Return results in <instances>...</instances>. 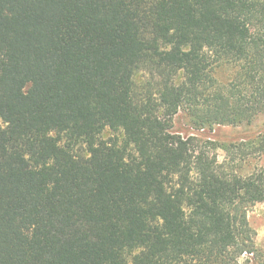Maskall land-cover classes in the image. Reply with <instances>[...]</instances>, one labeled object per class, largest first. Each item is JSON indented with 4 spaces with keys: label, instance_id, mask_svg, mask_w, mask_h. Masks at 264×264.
Wrapping results in <instances>:
<instances>
[{
    "label": "trees",
    "instance_id": "1",
    "mask_svg": "<svg viewBox=\"0 0 264 264\" xmlns=\"http://www.w3.org/2000/svg\"><path fill=\"white\" fill-rule=\"evenodd\" d=\"M180 111L264 114V0H0V264H264V131Z\"/></svg>",
    "mask_w": 264,
    "mask_h": 264
},
{
    "label": "rangeland",
    "instance_id": "2",
    "mask_svg": "<svg viewBox=\"0 0 264 264\" xmlns=\"http://www.w3.org/2000/svg\"><path fill=\"white\" fill-rule=\"evenodd\" d=\"M229 71H221L220 78L225 79ZM264 131V114L260 115L252 124L240 125H216L213 128H199L190 122L186 112L180 111L175 115L172 123L171 132L179 134L185 138L196 137L202 143H214L216 145L239 143L244 140L255 138ZM111 135L108 130L104 133L103 138L107 139ZM219 160L223 161L226 152L223 149L217 150ZM256 161H253L255 163ZM252 165V164H251ZM250 167H247V170ZM249 223L255 231V245L264 251V203H258L250 208L248 212ZM251 254H245L241 258L243 263Z\"/></svg>",
    "mask_w": 264,
    "mask_h": 264
}]
</instances>
